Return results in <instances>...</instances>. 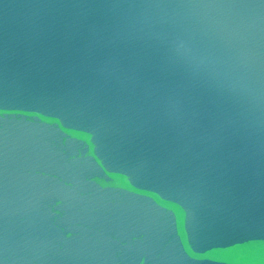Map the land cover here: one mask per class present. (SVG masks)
I'll return each instance as SVG.
<instances>
[{
	"label": "water",
	"instance_id": "1",
	"mask_svg": "<svg viewBox=\"0 0 264 264\" xmlns=\"http://www.w3.org/2000/svg\"><path fill=\"white\" fill-rule=\"evenodd\" d=\"M0 264H264V0H0Z\"/></svg>",
	"mask_w": 264,
	"mask_h": 264
}]
</instances>
